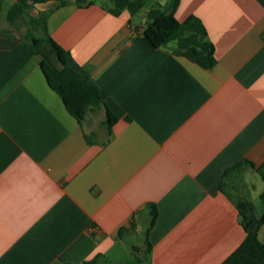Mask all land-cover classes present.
<instances>
[{"label":"crops","instance_id":"1","mask_svg":"<svg viewBox=\"0 0 264 264\" xmlns=\"http://www.w3.org/2000/svg\"><path fill=\"white\" fill-rule=\"evenodd\" d=\"M35 8L117 121L110 133L104 105L73 116L22 30L0 20V264H132L123 241L148 228L151 202L148 264H221L246 237L237 201L253 202L258 170L225 172L264 163V0H180L176 17L207 27L211 68L154 46L140 11Z\"/></svg>","mask_w":264,"mask_h":264},{"label":"trees","instance_id":"2","mask_svg":"<svg viewBox=\"0 0 264 264\" xmlns=\"http://www.w3.org/2000/svg\"><path fill=\"white\" fill-rule=\"evenodd\" d=\"M46 1L48 0H0V12L4 5L10 2L6 19L10 25L22 30L23 41L29 50L41 56V67L47 81L61 95L69 112L82 122L89 110L104 105L107 109L106 125L112 133V126L117 121L116 115L107 107L98 83L87 73L74 68L69 63L70 51L60 45L49 32L48 12L40 11L37 15H30L29 19H25V14H28L31 8ZM58 1L59 4H64L69 0ZM75 1L80 5H89L99 0ZM150 1L152 0H100L103 7L110 12L119 15L124 9H128L132 16H135ZM155 1L156 4L153 3L148 8L143 29V33L150 42L156 47L170 46L175 54L185 56L205 68L213 67L217 62L215 46L202 19L191 14L185 20H179L175 11L180 0H168L166 3ZM21 19L25 22L26 29L23 28V23L18 22ZM244 163L255 166L264 181V163L256 166L248 159L233 165L226 170L225 174H229ZM261 199L264 203V190L261 193ZM149 205L151 220L145 239L148 255L152 250L148 233L158 214L156 203L151 202ZM237 206L246 237L221 264H264V239L260 237V231L264 226V210L261 214L257 213L255 204L246 198H240ZM125 229V227L120 229V236ZM134 250L139 252L137 246H134ZM137 258L140 262L142 261L140 256ZM96 261L95 258L81 264H93Z\"/></svg>","mask_w":264,"mask_h":264},{"label":"rangeland","instance_id":"3","mask_svg":"<svg viewBox=\"0 0 264 264\" xmlns=\"http://www.w3.org/2000/svg\"><path fill=\"white\" fill-rule=\"evenodd\" d=\"M162 3H165L166 0H160ZM156 4L155 0H152L149 2V4H147L145 7H143L140 10V13L144 15V17H147V11L148 8L152 5V4ZM10 2H7L4 7L2 8V11L0 12V20L3 23L9 24L8 20L6 19V13L10 7ZM40 12V10H37V8L33 7L31 8V10L28 12V14H25V19H29V16H33L36 15ZM19 23H23V28L26 29L25 27V22L23 21V19L18 21ZM247 178L250 184H254V186H251L249 189V192L247 193L248 196H250V198H252L255 206H256V211L257 213L261 214L264 210V203L261 199L260 196V192L263 190V179L262 176L260 175L259 172L255 171L254 169H250L247 173ZM146 230H147V219L144 221H142V223L140 225H138V227L132 231L128 237L127 240H124L123 243L126 245L128 243V241L130 242V244H133L135 246L138 247L139 252L135 251L134 248H131V254L133 256H127V258L129 260H131L132 264H138L136 262L137 256L141 255V263L143 264H148V253H147V244L144 242V240L146 239ZM260 237L261 239L264 238L263 236V232L260 233ZM133 250V251H132ZM138 260V259H137Z\"/></svg>","mask_w":264,"mask_h":264}]
</instances>
